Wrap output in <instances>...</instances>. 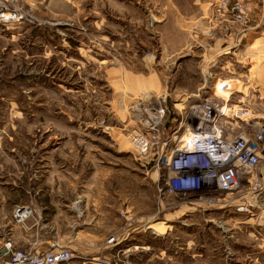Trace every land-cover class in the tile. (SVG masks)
I'll list each match as a JSON object with an SVG mask.
<instances>
[{
	"label": "rangeland",
	"instance_id": "obj_1",
	"mask_svg": "<svg viewBox=\"0 0 264 264\" xmlns=\"http://www.w3.org/2000/svg\"><path fill=\"white\" fill-rule=\"evenodd\" d=\"M16 3L21 18L0 24V262L8 240L45 247L3 240L12 227L16 237L26 228L51 235L47 249L65 246L68 221L88 219L87 205L119 213L102 248L118 247L121 260L105 264H264L260 185L224 193L226 203L168 194L161 172L145 179L142 163L154 164L131 145L136 111L156 102L169 108L171 135L204 99L229 97L262 120L264 0ZM221 123L254 130L238 118ZM148 219L164 231H142L127 251L131 229Z\"/></svg>",
	"mask_w": 264,
	"mask_h": 264
},
{
	"label": "built area",
	"instance_id": "obj_2",
	"mask_svg": "<svg viewBox=\"0 0 264 264\" xmlns=\"http://www.w3.org/2000/svg\"><path fill=\"white\" fill-rule=\"evenodd\" d=\"M17 1L0 0V24H11L21 18ZM228 99L223 98L222 103L204 99L192 104L182 114L172 135L166 127L167 105L156 102L136 111L134 121L138 128L132 132L131 145L141 157L147 158V164L153 163L161 172L160 191L200 192L201 198L226 203V197H221L224 193H249L259 185L258 189H264V179L259 173L264 157V116L252 122L251 107L229 106ZM233 118L246 125L251 122L254 130L238 131L221 123ZM183 126L186 132L180 133ZM27 214L22 212L17 217L23 220ZM1 255L0 264H66L75 257L71 249L59 243L50 249L32 252L14 247L10 240L5 242Z\"/></svg>",
	"mask_w": 264,
	"mask_h": 264
},
{
	"label": "crops",
	"instance_id": "obj_3",
	"mask_svg": "<svg viewBox=\"0 0 264 264\" xmlns=\"http://www.w3.org/2000/svg\"><path fill=\"white\" fill-rule=\"evenodd\" d=\"M224 83L225 81H221L218 85L222 87ZM134 152L138 154L136 151ZM142 165L144 166L145 170V179L148 180V182H157L159 171L156 169V167H154V165H145L143 163ZM259 173L264 179V157L263 162L259 167ZM28 206H30L32 209L46 208L41 207L40 203L31 204L30 202V205ZM65 206L67 207L66 209H70L71 205L67 203L65 204ZM77 209H80V207H78ZM81 209L83 213L88 214V219L83 217L81 223H75V225H77V229H75L74 223L72 225V229L69 228V221L67 223V230H69V232L67 234V239L63 244L75 253V257L66 264H105L106 260H110L112 262L121 260L119 252H117L118 247L113 245H106L102 248V245H104L105 241L108 239L109 233H107V231L109 232L111 229L116 228L120 225V222L116 221L117 218H119L118 210L93 208L89 209L88 211L87 205L82 206ZM106 219L110 220L106 221ZM153 224L154 223H151V220L148 219L140 227L135 226L131 229L128 239L126 240V245L128 246L127 251L132 250V246L137 245L140 240L138 235H140L142 231L145 232L146 230H151V225ZM6 226L8 227V224L5 225V227ZM10 231H13L11 233V236L10 233H8L5 238L3 237V240H6L7 237L11 239L13 243L18 247L22 246L27 249L30 248L34 250L36 247L45 246L44 248L39 249V251H44L47 249V247L54 244L52 236L39 235V229L33 230L32 228H26V231L21 232L17 237L14 233L15 230L13 229V227L10 229ZM136 254L137 251L135 250L134 253H130L129 256H131L129 257V260L133 261Z\"/></svg>",
	"mask_w": 264,
	"mask_h": 264
},
{
	"label": "bare ground",
	"instance_id": "obj_4",
	"mask_svg": "<svg viewBox=\"0 0 264 264\" xmlns=\"http://www.w3.org/2000/svg\"><path fill=\"white\" fill-rule=\"evenodd\" d=\"M6 16H9V14L7 13ZM189 135H190V133H189V131H187L186 136H189ZM155 226H157V225H155ZM155 226H154V224L151 225L152 229H153L154 231H157V232H163L164 229H165L164 227H159V226L155 227Z\"/></svg>",
	"mask_w": 264,
	"mask_h": 264
}]
</instances>
